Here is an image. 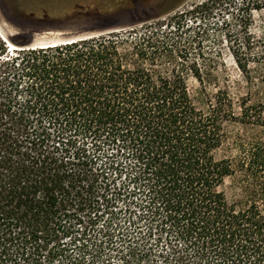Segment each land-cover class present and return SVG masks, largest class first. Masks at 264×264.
<instances>
[{"label": "trees", "instance_id": "obj_1", "mask_svg": "<svg viewBox=\"0 0 264 264\" xmlns=\"http://www.w3.org/2000/svg\"><path fill=\"white\" fill-rule=\"evenodd\" d=\"M214 11L245 90L205 109L200 52L169 21L0 38V264H264V0L186 13Z\"/></svg>", "mask_w": 264, "mask_h": 264}, {"label": "rangeland", "instance_id": "obj_2", "mask_svg": "<svg viewBox=\"0 0 264 264\" xmlns=\"http://www.w3.org/2000/svg\"><path fill=\"white\" fill-rule=\"evenodd\" d=\"M199 1L0 0V38L11 50L16 46L14 42L41 43L45 39L97 35L150 21H161L165 28L169 21L168 28L178 26L185 35H190L197 53L200 52L197 56L203 67L204 83L190 76L188 87L194 103L205 109L208 97L218 87H229L236 96L245 90V82L228 50L229 42L223 36V29L214 24L220 20L218 12L205 17L204 13L193 16L186 13ZM225 127L229 133L237 130L231 122H226ZM220 153L222 150L217 151L218 155ZM220 190L228 201L240 197L230 178H225ZM107 250L103 251V255H111L107 264H117L116 250Z\"/></svg>", "mask_w": 264, "mask_h": 264}, {"label": "water", "instance_id": "obj_3", "mask_svg": "<svg viewBox=\"0 0 264 264\" xmlns=\"http://www.w3.org/2000/svg\"><path fill=\"white\" fill-rule=\"evenodd\" d=\"M70 39H73L72 37H69V38H63V39H55V40H52V39H45L43 41H41V43H36L34 41H30L28 43V45H31V46H36V45H46V44H52V43H56V42H60V41H66V40H70ZM4 40V39H3Z\"/></svg>", "mask_w": 264, "mask_h": 264}]
</instances>
